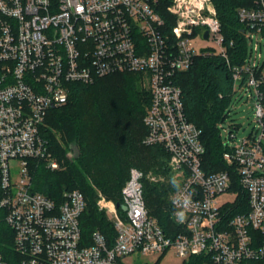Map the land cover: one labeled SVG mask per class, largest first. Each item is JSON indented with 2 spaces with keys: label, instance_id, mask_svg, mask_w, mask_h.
<instances>
[{
  "label": "built area",
  "instance_id": "1",
  "mask_svg": "<svg viewBox=\"0 0 264 264\" xmlns=\"http://www.w3.org/2000/svg\"><path fill=\"white\" fill-rule=\"evenodd\" d=\"M158 4L0 0V221L13 230L23 264H119L169 251L203 255L205 264H264V0L237 8L248 43L240 64H232L234 40L227 41L214 0H171V27ZM200 55L226 60L234 94L246 89L256 120L239 143L231 144L229 129L223 158L230 168L214 172L206 170L202 129L188 118L175 80ZM124 71L148 82L144 143L163 146L178 177L170 199L175 224L166 229L150 214L144 182L151 177L132 167L121 210L99 200L116 231L113 246L99 230L85 243L84 194L67 190L57 200L34 190L31 162L60 167L42 127L52 108L68 102L72 83ZM0 264H7L1 252Z\"/></svg>",
  "mask_w": 264,
  "mask_h": 264
},
{
  "label": "trees",
  "instance_id": "2",
  "mask_svg": "<svg viewBox=\"0 0 264 264\" xmlns=\"http://www.w3.org/2000/svg\"><path fill=\"white\" fill-rule=\"evenodd\" d=\"M158 2L157 10L173 26L175 19L167 10L171 0ZM214 2L227 41L234 40L230 49L232 64H240L247 56L248 43L241 32L243 24L237 8L249 5L250 0ZM141 78L142 73L124 72L100 77L93 83H72L68 102L52 108L42 127L49 148L61 165L50 169L43 161H32L33 188L57 200L67 190L78 189L84 194L86 207L80 223L85 243H91L93 232L99 230L107 244L113 246L116 231L98 204V193L113 199L121 210L122 188L132 167L167 176L157 182L146 179L144 195L150 214L164 228L171 229L175 224L170 196L177 184L169 171V154L163 146L144 143V116L151 93ZM175 80L182 88L188 118L202 129L206 170L230 168L223 158L227 147L219 128V123L226 121L234 94L226 60L220 55H200L189 69L178 72ZM0 252L7 264H23L15 247L14 232L5 221H0ZM119 264H123L121 260ZM180 264H205V256L193 255Z\"/></svg>",
  "mask_w": 264,
  "mask_h": 264
},
{
  "label": "rangeland",
  "instance_id": "3",
  "mask_svg": "<svg viewBox=\"0 0 264 264\" xmlns=\"http://www.w3.org/2000/svg\"><path fill=\"white\" fill-rule=\"evenodd\" d=\"M196 43L198 46H202L207 42L198 39L196 40ZM124 72H117V73H124ZM141 80L143 86L148 88V82L143 75ZM245 90L246 89L239 87L237 92L233 94L229 108L227 110L228 116L226 118V121L225 122L221 121L219 123V128L221 130V137L224 142H227L229 129L231 131V134L235 135V138L234 140L231 141V144H236L239 143L242 138L247 137L251 133L252 129L255 127L256 120L254 118L253 104L251 100L248 98L247 92ZM168 166H169V171L171 172L172 180L178 185V177L176 175V172L170 167L169 160H168ZM12 167L14 170H16L15 167H17V163L12 162ZM145 171L146 174L151 177L150 179H148L149 181L157 182L159 180L163 181L167 179L166 175L162 173L157 174L155 173V170L151 169ZM98 196L100 199H102L101 200L102 202L103 200L106 201L107 203L114 201L113 199L108 198L101 191L98 193ZM223 198H225V196L220 197V199ZM100 199H98V204ZM99 206L101 209L106 211V214L109 217V214L105 209L106 207H102L101 205ZM183 261H185L184 258L175 255L172 251H169L166 254H146V255L133 254L121 258V262L123 264H180Z\"/></svg>",
  "mask_w": 264,
  "mask_h": 264
},
{
  "label": "water",
  "instance_id": "4",
  "mask_svg": "<svg viewBox=\"0 0 264 264\" xmlns=\"http://www.w3.org/2000/svg\"><path fill=\"white\" fill-rule=\"evenodd\" d=\"M207 36H208V32L206 31V32H205V37H207Z\"/></svg>",
  "mask_w": 264,
  "mask_h": 264
}]
</instances>
